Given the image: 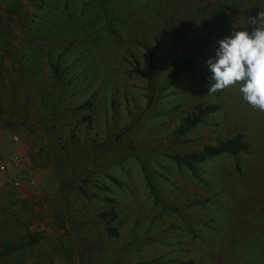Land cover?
<instances>
[{
	"label": "rangeland",
	"instance_id": "rangeland-1",
	"mask_svg": "<svg viewBox=\"0 0 264 264\" xmlns=\"http://www.w3.org/2000/svg\"><path fill=\"white\" fill-rule=\"evenodd\" d=\"M141 1L103 0L120 14L118 24L100 21L96 0H0V242L14 240L13 249L0 245V252L8 250L0 264H264V112L242 99L238 85L208 92L206 65L219 39L234 29L251 31L244 24L250 12L240 7L244 15L235 27L227 0H164L158 20L137 14ZM110 24L116 35L108 33ZM99 27L107 34L91 39ZM56 62L75 82L85 68L84 88L64 91L72 110L55 122L65 137L76 106V116L89 115L92 127L78 123L77 138L95 146L96 161L72 195L59 189L53 169L59 203L49 206L47 241L37 243L21 222L31 218L30 207L17 212L9 196L15 165L9 159L17 151L24 160L18 147L27 144L29 167H53L39 110L56 86L49 67ZM92 92V105L80 106ZM197 103L219 108L176 133ZM234 130L248 141V151L206 158L195 170L181 161ZM111 207L116 237L105 234L96 216Z\"/></svg>",
	"mask_w": 264,
	"mask_h": 264
},
{
	"label": "trees",
	"instance_id": "trees-1",
	"mask_svg": "<svg viewBox=\"0 0 264 264\" xmlns=\"http://www.w3.org/2000/svg\"><path fill=\"white\" fill-rule=\"evenodd\" d=\"M164 0H142L140 9L137 11V14L140 17H149L155 16L158 20L161 19L162 10L164 9L163 3ZM229 3L233 5L234 13H235V27L237 26V20L239 17L243 16L241 8L247 9L250 13V17H255L259 13V9L263 8L264 0H227ZM96 2L101 3V22L104 23L105 19H108V22L112 23L115 20L118 24L120 23L121 17L120 14L114 11V8L110 7L107 3H103V0H96ZM254 4H261L263 6L255 7ZM241 7V8H240ZM153 13V14H150ZM233 13V12H232ZM118 14V16H117ZM247 15L248 13L245 12ZM228 19L227 24H231ZM244 19L247 21V17L244 16ZM82 20V19H81ZM46 23L49 20H44ZM106 22V21H105ZM218 22V21H217ZM86 24L85 30L94 27V25L88 21H83L82 24ZM87 24L90 26L88 27ZM81 25V24H80ZM230 26V25H229ZM113 26L110 24L109 29L111 35H116V30L112 28ZM47 27L42 26L39 28V31L46 29ZM227 28H229L227 26ZM92 30V29H91ZM98 33L95 34L93 32L89 33V37L92 39H97L98 37H103L106 32L102 27L97 29ZM233 32V30H232ZM32 48L37 50V46L33 43ZM102 57L106 60L104 63H108L106 51L101 52ZM147 55L149 56L151 62L152 51H147ZM137 65L136 62H134ZM52 75L51 78L55 83V88L52 90V94L47 95L40 99L42 108L39 110V116L41 121L45 124L42 127V130L46 136V145L49 151V155L51 158V162L53 164V169L55 171L56 179L59 184V189L63 190V192H68L71 195L75 194L76 189H80L81 187L74 185L78 178H83L82 182L88 181V175L90 173L91 168L88 166L93 163L95 164L96 158L93 156L95 151V146L92 143L80 142V139L77 138L78 133V123L85 124L87 128L92 127L91 117L87 114H80L76 116L78 107L75 109V120H72V117L69 116L67 119L70 121L68 125H66L65 137L61 135L60 129L58 128L55 119H61L65 115V111L72 110V106L70 103H67V95L64 93L65 89L68 86L78 87V89H83L86 81L85 68L78 69L76 76L73 79L68 80L63 75V70L60 69L59 63H51L49 64ZM107 69L108 65H104ZM107 72V70H105ZM137 73H142V71L138 68V66L134 69ZM177 75V72L171 74L168 79L173 80ZM167 79V80H168ZM68 80V81H65ZM93 92L90 93L88 98L80 105L90 107L93 103ZM67 103V104H66ZM219 108V105L216 103H197L193 106L192 111L183 117L180 121V124L176 127V133L183 134L188 130L192 129L194 126L203 123L204 117L208 114L214 113ZM235 128V126H234ZM233 128V129H234ZM249 143L244 138L243 134L236 133L234 130V134L227 136L224 139H221L219 142L215 144H206L202 146L198 150H193L181 155V161L184 162L191 170H195V163L205 160L206 158L217 156L221 154H228L235 156L239 153H243L248 151ZM86 180V181H85ZM107 202H111L112 200L109 198H103ZM116 209L111 207L109 210H100L97 212L96 216L99 220L103 221L105 224L104 232L109 237H116L118 235V229L112 224L116 219ZM175 264H188L186 261H180Z\"/></svg>",
	"mask_w": 264,
	"mask_h": 264
},
{
	"label": "clouds",
	"instance_id": "clouds-1",
	"mask_svg": "<svg viewBox=\"0 0 264 264\" xmlns=\"http://www.w3.org/2000/svg\"><path fill=\"white\" fill-rule=\"evenodd\" d=\"M246 23L251 31L234 29L217 41L214 55L207 58L211 73L208 92L238 85L242 99L264 112V12L249 17Z\"/></svg>",
	"mask_w": 264,
	"mask_h": 264
},
{
	"label": "crops",
	"instance_id": "crops-1",
	"mask_svg": "<svg viewBox=\"0 0 264 264\" xmlns=\"http://www.w3.org/2000/svg\"><path fill=\"white\" fill-rule=\"evenodd\" d=\"M13 145L14 148L15 146H18L17 144ZM18 149L22 152L23 158L25 157V159H22V163L14 165L13 167L9 165L11 167L9 170L11 177L13 178L19 173L25 174L33 178L36 184L34 186L27 184H20L18 187L13 186L12 188H9V196L14 198L12 199L14 200L13 202H15L14 207L17 208V212L20 211L21 207L24 205L30 207L32 213L31 218L27 215V218L21 222L25 224L26 233L35 236L37 243H45L47 241L46 234L52 224V220H50L49 217V212H51V208L49 206H55L56 203L57 205L59 203L57 200L59 190L57 189L53 167H51L52 165L49 166L52 169L51 170L45 163L39 168L29 167V145H19ZM10 180L11 179L9 178L8 182L13 185ZM8 202H10V200ZM26 235L24 240L28 239V235ZM22 237L24 236L16 239L19 244L23 241ZM13 243L14 240L9 239L1 241L0 245H6V247L10 249L12 247L10 244ZM29 243H31V239L29 240ZM19 246H21V244ZM7 251V248H4L3 251L0 252L1 259L7 254Z\"/></svg>",
	"mask_w": 264,
	"mask_h": 264
},
{
	"label": "built area",
	"instance_id": "built-area-1",
	"mask_svg": "<svg viewBox=\"0 0 264 264\" xmlns=\"http://www.w3.org/2000/svg\"><path fill=\"white\" fill-rule=\"evenodd\" d=\"M18 138L17 136L12 137V143L17 144L18 143ZM21 161V154L20 152H14L12 156L9 159V163L12 165H17ZM8 163V164H9ZM6 164V163H5ZM1 169L3 170V165H0ZM13 186L18 187L20 184H27V185H32L34 183V179L25 175V174H17L15 177H13L12 180H10Z\"/></svg>",
	"mask_w": 264,
	"mask_h": 264
}]
</instances>
